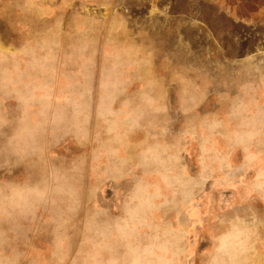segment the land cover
Instances as JSON below:
<instances>
[{
  "label": "rangeland",
  "instance_id": "1",
  "mask_svg": "<svg viewBox=\"0 0 264 264\" xmlns=\"http://www.w3.org/2000/svg\"><path fill=\"white\" fill-rule=\"evenodd\" d=\"M26 37L57 81L0 98V264H264V0H0Z\"/></svg>",
  "mask_w": 264,
  "mask_h": 264
},
{
  "label": "crops",
  "instance_id": "2",
  "mask_svg": "<svg viewBox=\"0 0 264 264\" xmlns=\"http://www.w3.org/2000/svg\"><path fill=\"white\" fill-rule=\"evenodd\" d=\"M17 16L20 17V14L17 13L15 21L16 19H20ZM55 19L56 17H54L52 23L56 27L57 22ZM14 36L16 39H19L20 37L18 34H15ZM51 44L53 46L50 44H36L33 39L28 37L24 38L23 41L19 42L17 45L16 43H10V46L12 47L0 44V98L6 97L7 90H10L11 88H13V91L18 93L19 87L13 86V82L20 83L23 86L28 85L30 90H33L34 86L39 87L41 83H52L57 81L56 72L52 70L51 59L49 58V54H51L49 52L54 51L56 47L54 46L55 43L51 42ZM59 47L66 48L62 44H60ZM36 50H38L39 53L33 55V52ZM45 51H48V54L43 55L41 52ZM42 58L44 59L43 61L41 60ZM59 82H64V80L59 78ZM36 91L37 89L34 91V93H36ZM14 96L17 95L15 94ZM263 111L264 110H260L258 115H264ZM260 129L248 128L247 132L242 134V136L239 138V141L242 143V146H240L243 149L240 154L242 158L241 164L246 166V169L243 170V172L245 173L246 177L257 174L258 179L261 180L264 178V126L260 127ZM207 134V143L205 142L201 144L200 140L198 139L197 146L215 148V145L218 144L214 138V131L209 129ZM249 135H252L256 138H246ZM128 145L131 146L133 143L130 141ZM253 188L254 187H251V189ZM257 189V193L259 195L264 194V188L261 187ZM221 238L223 239V236L217 237V241H221ZM255 242L256 244L260 243L258 239H256ZM215 254L216 250L214 251V255Z\"/></svg>",
  "mask_w": 264,
  "mask_h": 264
}]
</instances>
